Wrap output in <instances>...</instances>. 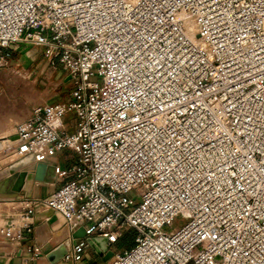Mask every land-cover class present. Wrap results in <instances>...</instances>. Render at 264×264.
I'll return each mask as SVG.
<instances>
[{"label":"built area","instance_id":"1","mask_svg":"<svg viewBox=\"0 0 264 264\" xmlns=\"http://www.w3.org/2000/svg\"><path fill=\"white\" fill-rule=\"evenodd\" d=\"M16 43L74 83L16 126L17 158L76 155L42 201L85 230L63 259L106 237L92 264H264V0H0V67Z\"/></svg>","mask_w":264,"mask_h":264},{"label":"crops","instance_id":"2","mask_svg":"<svg viewBox=\"0 0 264 264\" xmlns=\"http://www.w3.org/2000/svg\"><path fill=\"white\" fill-rule=\"evenodd\" d=\"M25 45V43L13 44L11 50L21 54L25 49ZM73 100L74 98L72 97L71 101ZM69 118L72 121L70 126H73L72 131L69 132L74 133L77 128L78 119L73 111L70 112ZM15 136H17L16 131L6 136L0 129V143L3 138L10 139ZM2 152L8 154L4 147H2ZM68 152L66 149L58 151L54 156L49 157L46 161H42L47 164L45 179L43 181L36 179L29 181L27 178L21 176L22 172H26L27 174L34 173L36 164L0 178V264H28L27 259L32 260L31 264H72L65 259L57 263L50 261L48 257L49 253L68 240L71 241V248L77 238L73 236L74 232L67 226L63 215L42 204L45 198L61 188L68 179L67 177H62L56 171L57 167L61 171L76 163V155L73 153L75 158L70 159ZM20 159L12 157L6 163L0 161V173ZM29 208H33L34 212L28 215L27 210ZM28 225L31 227V230L26 228ZM6 227L22 229L23 238L18 241L5 237L2 229ZM43 227H47L51 232H55V230L67 231L65 228L67 227L69 235L62 243L58 244L53 243L50 239L41 241L39 229ZM35 247H39V250L35 251ZM97 256L99 257L98 254Z\"/></svg>","mask_w":264,"mask_h":264},{"label":"rangeland","instance_id":"3","mask_svg":"<svg viewBox=\"0 0 264 264\" xmlns=\"http://www.w3.org/2000/svg\"><path fill=\"white\" fill-rule=\"evenodd\" d=\"M25 44L21 54L10 50L11 55L6 64L0 67V129L6 136L16 131L17 124L30 118L37 105L67 103L72 99L74 83L68 80L66 73L60 67L54 68L48 63L40 45ZM69 114L70 112L63 121L67 133L73 128L70 126L72 121ZM68 153L70 159L75 158L71 151ZM135 238L136 231L128 230L114 245L113 250L122 253L125 249H130L135 244ZM101 260L95 254L90 263Z\"/></svg>","mask_w":264,"mask_h":264},{"label":"water","instance_id":"4","mask_svg":"<svg viewBox=\"0 0 264 264\" xmlns=\"http://www.w3.org/2000/svg\"><path fill=\"white\" fill-rule=\"evenodd\" d=\"M17 136L13 137L16 138ZM18 138V137H17ZM36 164L35 172L34 173H26L22 172L21 176L27 178L29 181L31 179H36L38 181H43L45 179V174L47 170V164L45 162H38L36 159V156L34 154L27 155L20 160L13 163L9 168L5 169L2 173H0V178L16 173L18 171H21L31 165ZM73 236L75 238H80L85 236V230L84 228H79L77 231L74 232ZM93 248L96 250V252L102 256V259L104 261L109 260L113 256L112 251L109 250V246L107 244V238L106 237H95L92 240H89ZM71 241L68 240L65 243L59 245L57 248H55L51 253H49L48 257L52 263H57L60 260H62L67 252L70 250ZM106 254L104 255V253Z\"/></svg>","mask_w":264,"mask_h":264},{"label":"bare ground","instance_id":"5","mask_svg":"<svg viewBox=\"0 0 264 264\" xmlns=\"http://www.w3.org/2000/svg\"><path fill=\"white\" fill-rule=\"evenodd\" d=\"M188 30L192 33L193 36L196 35L198 29H199V25L197 23V21L195 19H191L188 22ZM22 143V140L18 137V138H3L2 142L0 143V161H2L3 163H6L7 161H9L12 157H17L18 156V146ZM2 147L5 148L6 152H8V154H4L2 152ZM16 150V153H15ZM68 231V228L65 227ZM65 229V230H66ZM59 230V229H58ZM40 231V239L41 241L50 239L52 240L53 243H62L64 241V239L69 235V231H57L55 230V232H51L47 227H43L39 229ZM52 243V244H53Z\"/></svg>","mask_w":264,"mask_h":264}]
</instances>
